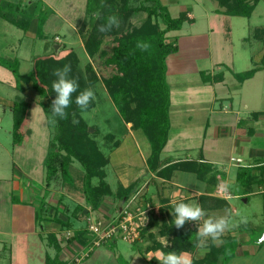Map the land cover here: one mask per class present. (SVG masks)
I'll list each match as a JSON object with an SVG mask.
<instances>
[{"label":"rangeland","instance_id":"374dc122","mask_svg":"<svg viewBox=\"0 0 264 264\" xmlns=\"http://www.w3.org/2000/svg\"><path fill=\"white\" fill-rule=\"evenodd\" d=\"M9 1L21 4L22 9L33 3L34 6H36V14H38L40 10L42 11L41 20H43V23L39 32L44 38H40V34L37 35L38 18H35V20L31 22L27 33L17 29L10 23L0 18V56L9 59L17 58L19 61V72L21 74H27L33 69L32 59L45 53V44H47L49 48L54 44H58L56 45L57 48L54 49L53 52L51 51V48L46 51L48 52L47 54L50 55V58L56 62H62V64H64L63 61L68 59L67 55L71 52L74 53L75 59L72 60L74 61L72 68L76 71V73L72 75L71 78L76 79L78 77L76 74H78L80 76L79 78H81V80L85 83H83V90L91 88L94 91L95 99L92 101L93 107L87 112L79 114L87 125L88 134L86 137H83L76 129L75 124L72 123V121L78 117L73 109L74 103L72 100L70 107L66 110L68 112V118L62 120V132L66 141L72 143L81 152L84 151V145L92 146V142H95L99 152L103 153L107 159L111 158L116 147L114 143L118 142L125 145L122 147L121 155L123 156L125 152H129L131 150L130 153L133 154V162L136 161L138 163V156L136 151L133 150L134 143L129 138V135H132L133 131L126 129V124L123 122L121 116L115 109L104 86L103 80L113 74L114 71L112 68L107 67L104 64L103 59L99 55H95L93 57L88 55L84 46V35H82L78 30L83 21L86 1ZM132 3L134 4L135 2ZM173 4L174 5L169 7L171 17H177L179 11L191 8L196 19L194 24L185 22L182 26V30L178 33L181 36L180 42H182V46L185 43L183 36H187L192 33L201 34L202 32H206L205 29H207V27L205 28V25L207 22L205 21V17L203 15L206 10L217 7V3L213 0H178V3L174 1ZM145 19L146 14L144 12H136L130 17V23L134 27H140ZM228 23H230L231 26L230 37L227 34H215V32L213 34H208L209 39L207 41V50L210 60L208 59V62L204 66L209 69L207 70V74H217L220 70L224 72L227 70L238 71L249 69L250 67L244 68L245 65L243 63L245 60H247V62L249 61L251 65H255V63H259L257 57L264 53V0H260L250 18L229 16ZM160 27L163 28V25L160 24ZM168 34H170V32L166 34L167 42H173L176 40ZM243 37H246V39L244 40ZM202 40L203 39L200 38L198 42L201 43L203 42ZM112 45V37L104 36L101 44V50L104 49L109 51ZM187 55L188 54L183 56ZM202 57L205 56L202 55ZM251 57L252 61L250 60ZM196 58L197 57L195 56L194 59L188 60V63L193 64L194 62L195 65L201 66V63L205 61L204 58L198 57L197 60ZM60 64L57 65V67L61 68L62 65ZM216 64H223V66H220V69H215L214 71L212 67H215ZM232 78L233 77L230 73L227 81L232 80V82H235ZM255 78L257 79L252 81L253 83L250 85L252 92H255L254 98L249 99L253 104H255L256 108H263L264 96L260 97V95L261 91L264 90V70L257 73ZM197 79L198 78L191 76L183 81H180L179 84L182 85L183 83H187L191 86V89H195L199 84L203 88L207 89L206 92L200 91V94H197L196 105H192L190 107L192 109L197 107L199 111V107H202L203 101L208 99L213 94V90L211 87L203 86L201 81H199L200 79ZM24 88L25 90L23 92L16 90L14 76L10 71L0 66V244H7L8 249L12 246V244L14 245L16 241V238L11 235V232L17 231V225L16 222H14L15 208L13 204L21 200L27 202L29 196L33 197V195L36 194V197L33 198L34 203L37 206L41 196L43 195L45 174L43 159L47 150L51 146L50 139L53 135L51 134L52 131H50L46 124L45 115L38 103L39 100L46 102V99H41L29 85L24 86ZM217 90L218 89H216V91ZM16 96L22 97L26 102H28V105L23 106V113L28 110V116L25 114L23 115L25 118L21 125L22 130L27 131V133L23 134V141L20 145L13 144L14 139L12 135L13 115L11 108ZM235 106L236 104L233 107ZM200 123L201 120L192 119L191 124H193V130H195V128H200ZM109 135L112 137L109 138ZM87 139H92V142ZM192 141H195V139ZM192 141L189 144L193 147H197L200 143ZM255 142L256 147H264V138H256ZM224 145L225 143H220L222 148H224ZM136 147L140 153H143L144 144L137 142ZM222 148L220 147L219 149L223 150ZM86 149L87 148H85V150ZM130 153L129 155H127V153L125 154L127 157L125 165H127V162L131 159ZM128 165L131 169V161ZM73 166L75 168V171L73 170L72 173L75 189L61 187L58 183L52 184L49 188V192L46 195V202L49 207L48 212L45 215L47 219L41 223V226L36 225L35 228V231L43 237L41 238L40 236V240L37 237L34 239L35 241H33L31 251L28 254H24L23 252V256L28 259V264H43L42 261L46 254L49 253L53 256V248L48 245L46 239V235L51 232L56 234V239L60 242L61 246H66V250H70V247H67L69 245L66 244V241L72 229H60V224H57L50 219L52 218L51 216L56 209V206L58 212L57 218L63 222L66 220L69 221L72 224L73 230L84 228L83 226L87 224V221L83 222V220L85 216L89 214V206L84 202L83 195L79 191L83 173L80 170L81 168L77 161H73ZM230 170L231 172L228 174V178L232 180L237 172V169L233 167ZM105 171L106 181L110 188L115 191L119 187L118 175L112 166H107ZM130 171H137V173L130 174H136L135 177L145 179L142 173L143 170L138 168V165ZM245 172V174L249 173V171ZM186 176L188 183L197 182L194 175ZM92 182L95 184L96 180L94 179ZM19 184L21 186L20 189L23 191L22 197L20 193L15 190L16 185ZM218 187L215 190L216 196H218ZM223 187L225 190L226 187ZM245 188H247L245 181L239 182V186L233 183L229 186L230 191L234 194L245 193ZM251 189L252 192H259L257 184L253 185ZM142 196L136 194L135 196L133 195V197L131 196V198L128 197V199L124 202L118 200V198L113 195L106 197L105 202L103 203L106 207L104 211L106 212L109 210L107 204L113 205L110 215H106V217L108 216L110 219L116 218L119 212V210L116 211V207H119V209H125L126 206L133 212L137 207L142 209L149 207L152 210L147 215L149 217L150 214L154 216L157 210L156 203L146 199L145 195ZM142 198H144L143 203H146L144 205L140 203L142 202ZM263 200L264 195L262 193L249 195L248 203H243L240 198L231 200V204H233L236 208V214L232 215V212L229 214L234 217L232 220H235L237 225L241 223V231H245V233L251 235L250 238L252 242L259 234L261 236L262 230H264V215L262 210ZM57 202H59L58 205ZM76 206L82 208L81 212L78 213L76 211ZM167 211H163L165 216L170 212ZM75 212L76 216L73 215ZM99 214L102 217L104 216L103 211H100ZM101 216L99 218L103 219ZM160 222L161 226L163 225L162 228L168 227L172 224L170 219L167 218H162V221L160 219L159 223ZM201 224L202 222L197 225L200 227ZM25 225L24 223L19 225L22 226L23 231L27 228V226L24 228ZM197 225H191V222H186L184 226H191L197 231ZM174 230L178 229L174 228ZM147 231L149 232V228L144 233V243L140 242L141 244L139 245L137 242L130 244L119 239H114L115 242L111 243H116L115 245L119 249L120 253H117L114 248L110 249V247H107V244H102L95 247L94 250L99 248L96 252H100L101 249L105 250L104 253H95L92 257L90 256L86 260L84 259L77 262L76 259L81 258V255H79L76 256L75 260H72V262L74 264H147L145 259H148V264H159V260L151 255H147L149 250H157L155 249V247L157 248V244L160 245L159 248L164 253H168L169 251H175L177 253L186 252L182 250V247H176L173 245L172 238L169 234H165V236L160 239L161 243H158L155 237L150 240V237L146 235ZM171 232L174 233V231ZM159 235L160 234L156 231V236ZM84 238L86 239V237ZM132 245H138L139 247L144 248L141 252L143 261L138 257L134 258L132 250H134L135 247ZM65 248L64 253L68 255ZM177 249H181L180 252L177 251ZM262 257L264 258V245L260 248V251L257 253L255 258H251L249 260L246 259L244 262L245 264H258L257 260ZM11 260L12 261H10V252L6 250L1 252L0 249V264L13 263V256Z\"/></svg>","mask_w":264,"mask_h":264},{"label":"trees","instance_id":"16d2710c","mask_svg":"<svg viewBox=\"0 0 264 264\" xmlns=\"http://www.w3.org/2000/svg\"><path fill=\"white\" fill-rule=\"evenodd\" d=\"M85 13L83 21L78 28L84 39L85 50L90 57L99 55L107 67L113 69V74L103 80L107 95L111 99L115 109L121 116L124 123L131 124V129L141 130L150 146V154L147 158V165L150 171L156 172L160 166L159 156L166 145L169 122V104L170 91L166 82V58L168 55L176 53L178 50L177 40L173 42L166 41V34L171 31H179L185 22L193 23V19L188 17L187 11H181L177 17H171L167 7L162 5L159 0H85ZM217 3L220 13L230 17L250 18L260 0H213ZM132 2H135L134 4ZM133 4V5H132ZM37 5V4H35ZM36 6L28 5L26 8H21V4L12 3L8 0H0V18L17 29L27 33L31 22L38 18L37 35L40 34L39 29L43 20H41L40 10L35 13ZM136 12H144L146 19L140 27H134L130 23V17ZM97 13L100 14L97 18ZM110 15H116L120 19V27L113 28L110 32L98 31V26L106 22V18ZM163 25V28L160 27ZM264 31V29H263ZM112 37L113 45L109 51L101 50L103 38ZM40 38H44L40 34ZM138 42H147L151 47L147 51H142L136 45ZM54 44L51 51H54ZM47 51L49 46L45 44ZM41 56L32 59L33 69L27 74L19 72V61L17 58L9 59L0 56V66L12 73L15 78V89L24 91V86L29 85L41 99H46V102L39 100L38 103L43 110L46 118V124L50 129L51 146L47 150L43 159L44 167V191L38 205L35 208L34 221L37 226L47 218L45 215L48 212V203L46 195L49 192L52 184H60L61 187L74 188L73 161H77L80 165V170L83 175L81 178V187L79 191L83 195L84 202L89 206L90 210H98L106 197L112 196L113 193L109 184L106 182V174L104 171L108 163V159L103 153H100L96 147V143L92 139H87L92 142V146H83L84 151L81 152L72 143L66 141L62 132V120L57 118V123L53 126L49 120L51 119V104L55 99L56 94L53 92L52 83L56 79L53 71L59 67L57 65H71L69 76L72 77L76 73L72 68L74 64L75 54H68L67 58L62 62H56L46 52ZM72 61V62H70ZM67 62V63H66ZM72 63V64H71ZM258 71V68H252L248 71L234 74L239 82L250 79ZM79 83L77 93L73 94V103L77 121L76 129L83 137L88 134L87 125L82 117L79 116L82 112H87L93 107L92 102L86 110H81L75 104V96L82 91L83 80L76 74ZM222 81L221 74H216L207 82ZM85 84V83H84ZM83 87V88H82ZM28 105L24 98L16 96L11 112L13 115V144L20 145L23 141V134L27 131L22 130L21 125L24 121V114L28 116V110L23 113V106ZM259 113L257 114V116ZM112 137L111 135L108 136ZM94 143V144H93ZM85 148H87L85 150ZM193 171L200 178H205L211 174L209 179L215 178L213 167L208 163L197 162H180L171 165L168 169H187ZM237 173L236 181L243 182L250 177L245 175V172ZM157 175H163L162 170L157 172ZM96 180L94 184L92 181ZM75 189V188H74ZM132 188H126L115 193L118 200L124 202L128 199ZM60 201V200H59ZM59 202H57L58 205ZM76 211L81 212V207L76 206ZM119 207H116V211ZM57 206L52 213L53 222L60 224V229H72V224L69 221H61L57 218ZM76 216V212L73 213ZM152 214H150L148 224L140 230L141 234L146 231L150 225ZM163 226V225H162ZM171 227V228H170ZM165 228V229H164ZM174 222L168 227H163L161 233H172V243L174 246L182 247L183 251H192L197 243L198 236L196 230L191 226H183L178 230H174ZM74 233L69 242L77 241L83 245L91 247V240L84 237L88 234L84 228L73 230ZM264 231V230H263ZM139 236V238H140ZM43 237V236H42ZM260 234L254 239L257 242ZM138 238V239H139ZM47 243L55 251L53 257L46 254L44 264H67V262L59 259L61 248L54 233L46 235ZM137 241V240H136ZM135 241V242H136ZM134 242V243H135ZM160 247L159 244L156 245ZM156 249V247H155ZM181 249H177L180 252ZM234 252L229 243L215 248L210 247L209 252L198 261H193V264H225ZM153 264V263H152Z\"/></svg>","mask_w":264,"mask_h":264},{"label":"crops","instance_id":"0c3cea01","mask_svg":"<svg viewBox=\"0 0 264 264\" xmlns=\"http://www.w3.org/2000/svg\"><path fill=\"white\" fill-rule=\"evenodd\" d=\"M159 1L162 5L167 7L168 11L169 7L174 5V1L178 3V0ZM20 2H22V0H20ZM219 10L222 9H220L218 5L214 9L206 10L203 15L205 17V21L207 22L205 25V28L207 27V29H205L206 32H202L201 34L192 33L187 36H183V40L185 42L183 46L182 42H180L181 36L178 34L182 28L179 31H171L170 34H168L177 40L178 50L176 53L170 54L166 58V82L168 83L170 91V127L166 145L159 156L160 166L156 172L148 169L147 158L150 154V146L146 136L141 130L131 129L130 123L125 124L126 129L133 131V134L129 135V138L134 143L133 150L136 151L138 156V163L136 161L133 162V154L130 153L131 150H128L129 152H125V154L127 153V155H129L130 153L132 167L130 169V166L128 165L130 161H128L127 165H125L127 157L125 154H123V156L121 155L122 147L125 145L115 142L114 144L116 147L111 158H108V163L105 166L104 171L107 166H112L118 175L119 187L115 191L111 189L113 196L116 197L115 193L120 192L121 190L132 188L129 198H131V196L133 197V195L135 196L136 194L141 196L145 195L146 199L156 203V214L152 216V219L150 218L151 225L149 227V232H146V235L150 237V240L155 237L157 242L161 243L160 239H162L165 234L161 233L162 226L159 221L160 219L162 221V218H167L170 219L171 222H174L173 208L176 203L196 202L199 203L205 210V218L228 216L231 224L235 226L226 231L218 240L213 241L209 238L206 250L198 249L195 244L192 251H186L191 254L192 261L201 260L209 252L210 247L214 246L215 248H219L224 244V242H226L229 243L234 255L226 261L225 264H245L244 261L246 259L249 260L251 258H255L264 243L258 244L257 242H252L250 238L251 235H248L245 231H241V223L237 225V222L232 220L234 218L232 215L236 214V208L233 204H231V200L240 198L243 203H248L249 195H256V193H262L264 195V147H256L255 145L256 138H264V106L263 108H256L255 104H253L249 99L254 98L255 93L252 92V89L250 88V85L253 83L252 81L257 79L255 78L257 73L264 70V53L257 57L259 63H255V65H251L249 61L248 63L247 60H245L243 63L245 65L244 68L250 67L249 69L238 71L227 70L224 72L220 70L217 74H221L222 81L207 82L209 77L216 75L207 74V70L209 69L204 67L208 62V59L210 60L207 50V41L209 39L208 34H213L215 32V34H227L229 37L231 35V26L230 23H228L229 16L220 13ZM182 11L188 12V17L193 19V23L191 24H194L196 19L192 9L187 8ZM180 12L181 11H179V13ZM200 38L203 39V42L201 43L198 42ZM243 39L245 40L246 37H243ZM186 54L188 55L183 56ZM194 54L197 57L196 60L198 57L205 59V61L201 63V66L195 65L194 62L193 64L188 63V60L194 59ZM202 55L205 57H202ZM250 60L252 61V57ZM220 66H223V64H216L215 67L212 68L215 71V69H220ZM255 67L258 68V71L252 78L244 80L243 82H239L234 76L236 73L245 72ZM230 73L235 82H232V80L227 81ZM191 76L200 79L199 81H201L203 86L211 87L213 90V94L211 93L212 95L203 101L202 107H199V111L197 107L195 109L190 107L192 105H196L197 94H200V91L206 92L207 89L203 88L199 84L195 89H191V86L187 83H183L182 85L179 84L180 81H183ZM216 89L218 90L216 91ZM262 96H264V90L261 91L260 97ZM235 104L236 106L233 107ZM258 113L259 115L257 116ZM192 119L201 120L199 125L200 128H195V130H193V124H191ZM193 139H195V141H192ZM191 141L200 143L197 147H193L189 144ZM137 142L144 144L143 153H140L136 147ZM220 143H225L224 148L220 146ZM219 146L223 150L219 149ZM180 162L211 164L213 171L216 174L215 178L209 179L211 174L206 175L205 178H200L196 175V173L188 170V168L185 170L164 169H168L171 165ZM136 165H138V168L143 170L142 173L145 179L135 177L136 174H130L137 173V171H130L136 167ZM233 167L237 169V172L235 173L234 178L230 180V178H228V174L231 172L230 169ZM161 170L163 175H157V172ZM243 170L249 171L247 174L250 176L248 180H244L247 187L245 188L246 191L242 194H234L230 191L229 186L231 183L239 186V182L236 181V176L237 173ZM186 175H194L198 183H188ZM255 184H257L259 192H252L251 188ZM219 185H224L226 187L225 191L226 194L229 195V198L216 196L215 190ZM20 187V184L16 185L15 190L18 191L22 197L23 191ZM34 195L33 197L35 198L36 194ZM33 197L29 196L27 202L21 200L13 204L15 208L14 222H16L17 231L11 232V235L16 238V241L9 249L7 244H0L1 252H4L5 250L10 252V261H12L11 258L13 256V263L11 262V264H28V259L23 256V252L24 254H28L31 251V246L36 237L40 240L39 237L41 235L35 231L36 224L34 221V213L36 205ZM143 200L144 198H142V202H140L142 205L146 204L143 203ZM107 205L109 207L108 211H104L106 207L102 204V206L96 211H92L88 208L89 214L100 217L101 215L99 212L103 211V217L110 219L108 216L106 217V215H110L113 205ZM167 210L170 212L165 216L163 211ZM262 210L264 215V200L262 202ZM231 212L232 215L229 214ZM88 215L85 216L83 222L86 221ZM201 222L202 221H199L197 224ZM23 223L24 225L26 224L24 228L27 226L24 231L22 226H19ZM197 224L196 222H191V225ZM83 227L87 232V224ZM156 231L161 236H156ZM73 233L74 231L72 230L66 241V244L69 245L67 247H70V250H66V246H61L60 242L57 240L61 248V251L59 252L60 260L67 262V264H74L72 260H75L76 256L81 255L80 259H76V261L79 262L84 259L86 260L90 256L92 257L95 253H104L105 250L101 249L100 252H96L99 248L90 250L87 243L86 245H83L77 241L69 242L68 240L72 237ZM144 233L145 231L136 241L138 245L141 244L140 242L144 241ZM168 234L172 237L171 231L166 233V235ZM195 234L198 236L197 231ZM85 237L90 240L89 234ZM111 242L115 241H108L104 244H107V247H110V249L114 248L117 253H120L119 249L115 245L116 243L112 244ZM138 245H132L135 247V249L132 250V253H134V258L138 257L143 261L141 252L144 248H141ZM64 248L66 252H68V255L64 253ZM156 249L157 250L155 251L149 250L147 255H151L159 260L158 255L161 250L160 248ZM48 255L50 254L48 253ZM50 256L53 257L52 255ZM119 256L121 257L120 254ZM263 260V257L259 258L257 260L258 264H263ZM145 261L148 264V259H145Z\"/></svg>","mask_w":264,"mask_h":264},{"label":"clouds","instance_id":"9594fccd","mask_svg":"<svg viewBox=\"0 0 264 264\" xmlns=\"http://www.w3.org/2000/svg\"><path fill=\"white\" fill-rule=\"evenodd\" d=\"M97 18L100 14L97 13ZM120 27V19L116 15H110L106 18V22L98 26L100 32H110L113 28ZM142 51H147L151 45L147 42H138L136 45ZM71 72V65L65 64L61 68H57L53 71V75L56 79L52 83L53 92L56 94L55 99L51 104V119L49 122L55 126L57 118L64 120L68 118V112L66 111L73 99V94L77 93L79 89V83L75 78H71L69 73ZM95 99L94 91L91 88H86L75 96V104L81 109L86 110L89 104ZM73 124L79 123L77 120L72 121ZM174 225L177 229L182 228L186 222H199L202 221V225L197 229L198 239L196 247L198 249H207L208 239L213 241L219 239L226 231L235 225L231 224L228 216L221 217H207L205 210L199 203H185L179 202L174 205ZM159 264H193L190 253L175 251H169L164 253L159 252L158 255Z\"/></svg>","mask_w":264,"mask_h":264},{"label":"built area","instance_id":"2783aa9c","mask_svg":"<svg viewBox=\"0 0 264 264\" xmlns=\"http://www.w3.org/2000/svg\"><path fill=\"white\" fill-rule=\"evenodd\" d=\"M223 186L218 187L217 195L229 198ZM151 210L149 207L146 209L137 207L133 212L126 206L125 209L120 208L116 218L112 219L105 217L100 219L98 216L89 214L86 221L87 232L91 240L90 250L114 239L130 244L134 243L140 236V230L148 224L149 216L147 214Z\"/></svg>","mask_w":264,"mask_h":264},{"label":"water","instance_id":"95a60500","mask_svg":"<svg viewBox=\"0 0 264 264\" xmlns=\"http://www.w3.org/2000/svg\"><path fill=\"white\" fill-rule=\"evenodd\" d=\"M57 46L54 47V49H56ZM91 131V130H90ZM257 243L258 244H263L264 243V231L263 233L261 234V236L259 237V239L257 240Z\"/></svg>","mask_w":264,"mask_h":264}]
</instances>
